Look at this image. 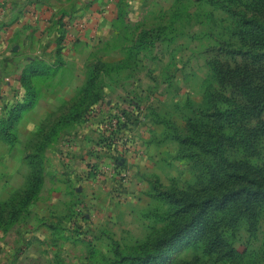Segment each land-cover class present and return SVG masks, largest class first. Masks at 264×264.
Wrapping results in <instances>:
<instances>
[{"label": "rangeland", "instance_id": "374dc122", "mask_svg": "<svg viewBox=\"0 0 264 264\" xmlns=\"http://www.w3.org/2000/svg\"><path fill=\"white\" fill-rule=\"evenodd\" d=\"M259 13L257 0H0V32L5 35L13 23L31 14L43 16L46 26L41 34L52 27L57 31L62 18L72 24L66 27L61 52L81 40L77 35L90 39L85 45L87 53L82 54L87 58L78 69L70 70L58 61L55 75L33 79L38 95L23 112L13 143L0 135L2 219L29 187L36 154L41 155L44 175L41 193L20 219V226L0 229V264L12 253L34 255L37 260L25 258L17 264H48V258L54 264H115L116 244L120 251H129L138 247L136 243L154 245L157 239L174 235L187 218H173L171 214L180 206L165 196L176 192L181 198V190L195 193L193 189L205 183L200 179L201 165L212 163L210 156L181 137L195 135L196 128L208 131L219 124L211 117L209 94L221 91L231 97L232 92L220 88L213 63L233 66L242 62L238 49H248L243 20ZM144 32L149 42L140 49ZM43 46L40 43L31 57L53 63V53L50 58ZM14 50L8 55L16 66L0 73L5 85L13 82L15 87L0 97V117L8 106L23 99L16 82L23 69L17 65L19 51ZM97 62L104 64L96 90L102 98L85 112L78 104L81 89L88 69ZM129 105L142 110L141 115H135L136 108L131 110L132 131L111 133L105 121L116 117L118 107ZM78 109L85 112L83 121ZM259 114L252 119L254 126L264 122V113ZM261 142L260 157H249L240 150L230 159L264 168V139ZM116 157L127 176L121 199L116 181L104 173ZM94 169L103 174L96 175ZM206 177L211 178L210 171ZM243 206L215 211L218 223L210 235L219 230L218 247L210 250L208 239L198 248L181 245L166 264H264V203L256 204L252 215L244 213ZM46 219H53L52 238L39 229L37 234L34 231ZM74 220L84 228L79 230L85 233L83 242L74 240L78 230ZM88 242L98 249L90 250L94 256H88ZM231 248L235 251L231 256L218 258L217 253Z\"/></svg>", "mask_w": 264, "mask_h": 264}, {"label": "trees", "instance_id": "16d2710c", "mask_svg": "<svg viewBox=\"0 0 264 264\" xmlns=\"http://www.w3.org/2000/svg\"><path fill=\"white\" fill-rule=\"evenodd\" d=\"M257 2L261 8L260 16L253 15L249 19H244V23H242L245 34L244 44L248 47L247 50L238 49L243 53L242 62H234L233 66L227 62L216 61L213 63V71L220 88L224 90L227 87L232 92L231 97L225 96L221 91L209 94L208 104L213 108L211 117L219 121V124L212 126L208 131H199L196 128L195 135L181 137L183 142L189 141L190 144L198 146L201 151L211 157L212 162L201 165L203 173L200 179L205 180V183L203 186L193 189L195 193L181 190L178 193L181 194V198L176 197V192L165 196V199L173 198L170 199L173 205L180 206V209L178 208L171 216L179 217L181 220L187 218L186 221L180 224L174 235L167 234L157 239L154 245L143 241L136 243L137 248L120 251L118 249L120 245L116 244L113 249L115 264H166L172 257L173 251L181 249V245L198 248L203 239H208L206 246H209L210 250H214L219 246L218 241L221 244L219 230L215 232L214 236L210 235L215 230L213 229L214 225L217 226L218 223V220L215 219V211H233L234 208L244 204V213L252 215L253 207L256 204L264 203V168H258L251 161L230 159L231 154L240 150L244 153L248 152L249 157L253 158L262 155L260 145L264 139V122L259 126H254L252 123L254 117H259V113H264V0H257ZM61 20L62 23L58 25L56 38L57 61H60V44L65 37L67 26V22L64 23L63 18ZM148 42V33L144 32L140 36L138 47L145 49ZM35 60L36 65L24 69L20 77L21 87L24 89L22 101L12 103L8 106L6 114L0 117V135L9 143L14 141V134L23 112L36 101L38 91L33 79L38 75L41 77L48 73L55 75L58 71V66H48L40 59ZM103 66L104 64L97 62L88 69L85 85L81 89L82 97L78 102L86 109L85 112L89 111L91 106L102 98L96 90L100 82L98 81V72ZM223 105H228L229 109H224ZM80 109H78L80 111L78 116L82 117L83 121L85 112L81 114ZM122 113L127 114L124 110ZM33 157L38 160L37 163L32 161L36 170L31 175L30 185L25 190L21 201L6 213L5 219L1 218L3 209L0 208V229L2 230L7 231L19 223L20 219L28 214L30 204L41 193L44 183V175L40 166L41 155L36 154ZM209 171L211 178L207 179L206 174ZM190 197L192 200L187 201V198ZM221 220H223L222 217L219 221ZM74 224L77 225L76 220H74ZM175 224L174 221V226ZM77 228L74 240L85 241V235L83 236V233L79 231L78 225ZM88 247V256H94L91 251L98 249L91 242H88ZM234 252V249L231 248L222 255L217 254L218 258L222 259L231 256Z\"/></svg>", "mask_w": 264, "mask_h": 264}, {"label": "crops", "instance_id": "0c3cea01", "mask_svg": "<svg viewBox=\"0 0 264 264\" xmlns=\"http://www.w3.org/2000/svg\"><path fill=\"white\" fill-rule=\"evenodd\" d=\"M9 1V0H8ZM23 1V3H25L27 0H21ZM42 17H37V15H31L28 14L24 17H21L19 22L16 21V23H13L12 25V30L9 31L8 34H4V32H0V73H2L4 70L5 71H10L11 69H13V65L11 60H9L10 55V50L15 51L14 49L17 48L16 51H19L18 55L20 57V61L17 65H20V67L24 70L26 68H28L29 66H35V58L31 57V55L34 54V51L36 50V47H38L40 45V43H44L46 46H43V48L47 47L49 50V54H51L50 58H52V53H53V57L54 59H56L53 63H47V61L44 63H46V65L48 66H52V67H57L58 66V61H57V55L55 53L56 51V37H57V31L52 27L48 32L44 31L43 34H41V29L45 28L46 24L45 22L42 20ZM49 25H51V23H49ZM92 36V35H90ZM76 38H79L81 40L75 42L74 46H71L70 49H66L64 50V52H61L59 54V58H60V62L61 63H65L64 66L69 67V69H78L79 66H81V64H83L84 59L87 58V56H85V58L83 59L82 54L83 53H87V49L85 48V45L90 42L89 37L88 36H84V35H77ZM49 42V43H48ZM84 43V44H83ZM53 50V52H52ZM89 54V52H88ZM9 56V57H8ZM26 57V58H25ZM59 68V67H58ZM22 70V71H23ZM20 77H18L17 79V84L19 85V88H21L22 92H23V97H24V89L21 87V82H20ZM39 77V75H38ZM8 88L13 89L14 87V83L13 82H6V85L2 82V80L0 79V97H3L4 94H9L10 90H8ZM114 181H116V183L118 182L116 179H112ZM129 185V184H128ZM124 187V184H123ZM122 187V188H123ZM121 188V189H122ZM120 189V190H121ZM98 190H100V188H98ZM87 218L85 217V220ZM53 219L51 220H47L45 221V224L42 223L41 227L36 226L35 227V232L37 234V231L41 230L45 235L48 234L49 237H53L52 234V230L50 225L52 224ZM16 225H18V227L20 226L19 223H17ZM79 230H84L83 227H81V225L79 224V222L77 223ZM39 227V228H38ZM39 229V230H38ZM83 232V231H82ZM34 232H32L31 234H29L30 236L33 234ZM85 235V233H83V236ZM26 236H28V234H26ZM47 236V238L49 239V237ZM75 237V236H74ZM21 238L23 239V236H21ZM25 238V236H24ZM39 238H43L42 236ZM82 242V241H81ZM46 243V242H45ZM50 243V242H49ZM51 244V243H50ZM52 245H54L53 241H52ZM34 255H30V256H23V255H19V254H9L7 255V257H4L3 259H1L2 263H8V264H17L18 262L22 263L25 261V258H28L29 260L31 259L32 261H37L33 259ZM36 259V257H34ZM54 259H50L48 258V264H54ZM34 264V263H31Z\"/></svg>", "mask_w": 264, "mask_h": 264}, {"label": "built area", "instance_id": "2783aa9c", "mask_svg": "<svg viewBox=\"0 0 264 264\" xmlns=\"http://www.w3.org/2000/svg\"><path fill=\"white\" fill-rule=\"evenodd\" d=\"M67 28L69 27H72V24H70L68 21H67ZM136 108V106H131L129 105V108L127 107H118V110H117V115H115L116 117H111L109 119H107L105 121V127H107L108 129H110L111 133H115V131H122V130H129V131H132V129H130L132 127V125H134L135 123V120L131 118L130 115H133L134 113L131 111L132 108ZM126 111L127 114H123L122 111ZM141 109H139L138 107L136 108V110L134 111L135 112V115H141ZM132 112V113H131ZM91 113H93V111H91ZM131 113V114H129ZM128 116V117H127ZM137 117V116H136ZM90 119V118H88ZM139 120V119H138ZM88 122V121H87ZM121 162L119 161V158L116 157L113 159L112 163H111V167L107 170H104V173H106L107 176H110L112 179H116L118 182H117V187H115V190L118 191V197L121 199L123 198V193L121 192V188L123 187V183H124V180L125 178L127 177L126 176V173L125 171L121 170ZM94 173H96V175L100 176L103 174V172L100 170V169H94Z\"/></svg>", "mask_w": 264, "mask_h": 264}]
</instances>
